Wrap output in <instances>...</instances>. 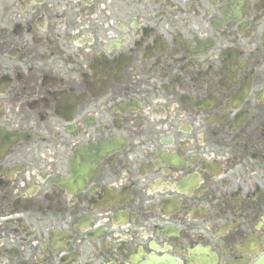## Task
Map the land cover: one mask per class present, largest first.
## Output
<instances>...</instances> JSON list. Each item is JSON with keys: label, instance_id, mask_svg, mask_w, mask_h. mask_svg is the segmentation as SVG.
Wrapping results in <instances>:
<instances>
[{"label": "flooded vegetation", "instance_id": "1", "mask_svg": "<svg viewBox=\"0 0 264 264\" xmlns=\"http://www.w3.org/2000/svg\"><path fill=\"white\" fill-rule=\"evenodd\" d=\"M0 264H264V0H0Z\"/></svg>", "mask_w": 264, "mask_h": 264}]
</instances>
